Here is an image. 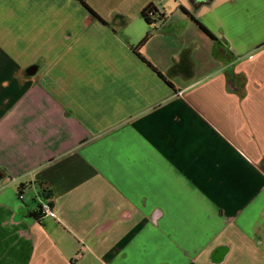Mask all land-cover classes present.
<instances>
[{
  "label": "crops",
  "instance_id": "1",
  "mask_svg": "<svg viewBox=\"0 0 264 264\" xmlns=\"http://www.w3.org/2000/svg\"><path fill=\"white\" fill-rule=\"evenodd\" d=\"M84 1L0 0V264H264V0Z\"/></svg>",
  "mask_w": 264,
  "mask_h": 264
},
{
  "label": "trees",
  "instance_id": "2",
  "mask_svg": "<svg viewBox=\"0 0 264 264\" xmlns=\"http://www.w3.org/2000/svg\"><path fill=\"white\" fill-rule=\"evenodd\" d=\"M81 4V6L88 11L97 21H99L102 25L104 26H109V24L104 21L84 0H77ZM183 13H185L187 16L191 18L193 22L197 24V26L209 37L213 40V42L216 44L218 40L199 22L197 21L194 17H192L186 9L181 8ZM141 18L146 22V24L149 27V31L144 37V39L136 46L133 48V52L135 55L143 62L145 63L153 72L161 78L166 85L171 87L173 90L175 89L174 85L161 73L158 71L156 67L153 66L141 53L142 48L153 38L155 33L163 26V24L167 21V16L161 12L159 9V5L156 2H152L149 5H147L141 12L140 14ZM228 82L230 84H236V76L232 73V70H230L228 74ZM238 91H240L238 89ZM5 175L4 171L0 169V176ZM23 185L19 186L18 188V193L22 194V189ZM42 196L46 199H50V192L47 189H43ZM51 207V203H48ZM42 206L38 209L36 213H34L35 218H39L42 216Z\"/></svg>",
  "mask_w": 264,
  "mask_h": 264
},
{
  "label": "rangeland",
  "instance_id": "3",
  "mask_svg": "<svg viewBox=\"0 0 264 264\" xmlns=\"http://www.w3.org/2000/svg\"><path fill=\"white\" fill-rule=\"evenodd\" d=\"M135 4H136L135 1L128 0V1H126L125 3H123L119 8H120V10L122 9V10H124V11H126V12L131 13V12L134 11ZM140 20H141L142 26H143V27H146V28L149 29L148 25H147L146 22L141 18V16H140ZM114 22H115V19L113 20V23H114ZM109 26H110V25H109ZM133 27L136 28V25L134 24ZM19 54H20V53H19ZM21 58H23V56H21Z\"/></svg>",
  "mask_w": 264,
  "mask_h": 264
},
{
  "label": "built area",
  "instance_id": "4",
  "mask_svg": "<svg viewBox=\"0 0 264 264\" xmlns=\"http://www.w3.org/2000/svg\"><path fill=\"white\" fill-rule=\"evenodd\" d=\"M42 214L50 218H55L56 213L48 203L42 205Z\"/></svg>",
  "mask_w": 264,
  "mask_h": 264
},
{
  "label": "water",
  "instance_id": "5",
  "mask_svg": "<svg viewBox=\"0 0 264 264\" xmlns=\"http://www.w3.org/2000/svg\"><path fill=\"white\" fill-rule=\"evenodd\" d=\"M36 71H37V67L33 66L27 70V74L30 76H33V75H35Z\"/></svg>",
  "mask_w": 264,
  "mask_h": 264
}]
</instances>
